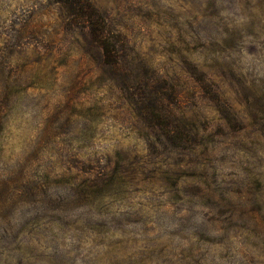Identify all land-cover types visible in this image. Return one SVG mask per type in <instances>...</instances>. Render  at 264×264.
Wrapping results in <instances>:
<instances>
[{
	"label": "rangeland",
	"instance_id": "obj_1",
	"mask_svg": "<svg viewBox=\"0 0 264 264\" xmlns=\"http://www.w3.org/2000/svg\"><path fill=\"white\" fill-rule=\"evenodd\" d=\"M88 3L0 0V264H264V0Z\"/></svg>",
	"mask_w": 264,
	"mask_h": 264
},
{
	"label": "trees",
	"instance_id": "obj_2",
	"mask_svg": "<svg viewBox=\"0 0 264 264\" xmlns=\"http://www.w3.org/2000/svg\"><path fill=\"white\" fill-rule=\"evenodd\" d=\"M78 1H76L75 5H77ZM78 6V5H77ZM87 7L89 8V11L86 12L87 18H90L89 12H95L94 8L88 3L87 0ZM92 34H94L95 37L99 38L100 40L103 38V32H104V24L102 25L97 24V27H93L91 30ZM102 51H103V56L105 58H110L113 57L112 55V49H109L107 46L102 45Z\"/></svg>",
	"mask_w": 264,
	"mask_h": 264
}]
</instances>
